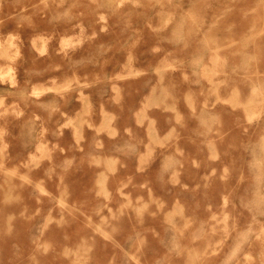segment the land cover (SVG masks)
<instances>
[{
  "label": "rangeland",
  "instance_id": "rangeland-1",
  "mask_svg": "<svg viewBox=\"0 0 264 264\" xmlns=\"http://www.w3.org/2000/svg\"><path fill=\"white\" fill-rule=\"evenodd\" d=\"M0 264H264V0H0Z\"/></svg>",
  "mask_w": 264,
  "mask_h": 264
}]
</instances>
